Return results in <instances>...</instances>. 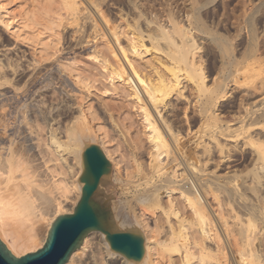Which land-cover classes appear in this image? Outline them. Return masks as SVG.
<instances>
[{
	"label": "bare ground",
	"instance_id": "bare-ground-1",
	"mask_svg": "<svg viewBox=\"0 0 264 264\" xmlns=\"http://www.w3.org/2000/svg\"><path fill=\"white\" fill-rule=\"evenodd\" d=\"M148 1L125 0V12L115 6V21H110L102 11V5L109 0H56L53 5L29 1L31 6L26 12L42 10L31 19L39 25L38 32L49 31L53 37L60 34L56 29L60 26L71 29L70 46L65 49H74L73 55L84 54L88 61L84 68L74 67V57L71 63L59 58L46 61L50 58L48 52L49 57L43 53L45 59L38 54V58L34 56L19 66L9 55L16 44L0 45V237L14 255H20L41 246L51 222L65 212L66 198L57 200L50 195L53 185L46 181L42 164L33 158L42 152L41 143L35 145L31 137L36 123L30 125L31 120L43 123L48 120L49 110L44 109L41 98L45 85L41 86L40 81L42 77L55 78L60 84L70 85L80 98L70 109L77 113L75 119L81 120V127L87 126L86 110L98 123L109 122L113 129L134 123V119L131 121L134 113L143 130V135L136 132L139 135L131 138L127 165L111 145V139H99L114 174L125 184L124 192L130 194L128 208L135 214L133 219L146 227L145 255L134 262L112 249H103L101 243L108 245L104 233L91 231L65 264H225L227 248L237 264H264V31L257 32L258 23L253 15L264 12V0H247L248 7L230 14L236 29L241 21L247 25L243 49L241 52L237 49L238 53H234L224 30V34L216 33L208 25L206 18L210 15L204 17L208 10L201 12L206 4L201 0H184L182 5L179 2L176 10L170 5L176 1L162 0L146 11ZM23 4L26 5L25 0H0L1 33L11 32L19 38L21 30L30 28L32 21L25 23L21 18L18 22L13 14ZM224 14L227 13L222 12L219 18L215 14L217 24L228 19L229 13L222 20ZM261 17L264 19V13ZM203 44L216 54L210 53L215 56H211L212 64L201 57L202 50L207 49H202ZM229 83L231 87L233 84L231 89ZM234 90L244 107L236 109L238 113L233 111L237 123L231 126L222 118L219 104ZM236 96L235 93L232 98ZM194 119L196 129H192ZM71 126L65 127L62 140L49 132V146L61 161L80 162L82 145ZM220 134L235 136L234 146L252 147L250 166L243 174L233 168L234 162L226 165L222 173H214L190 152L203 146L206 153L207 143L214 140L222 154L220 160L229 161L223 145H218ZM223 174L239 179L235 183L232 180V196L228 195L229 183L223 181ZM60 188L65 191V187ZM76 190L72 208L79 198L81 184ZM163 195L167 204L162 207ZM154 202L161 206L162 212L158 221L155 218L153 226H149L142 217L147 210L145 206ZM180 205L188 209L189 215L179 211ZM42 221H47L46 231L37 242L36 232ZM257 221L262 225L257 226Z\"/></svg>",
	"mask_w": 264,
	"mask_h": 264
},
{
	"label": "rangeland",
	"instance_id": "rangeland-1",
	"mask_svg": "<svg viewBox=\"0 0 264 264\" xmlns=\"http://www.w3.org/2000/svg\"><path fill=\"white\" fill-rule=\"evenodd\" d=\"M29 1L30 0H25L26 5L23 4L22 6L17 7L16 10H15L16 12H13V14L16 15L15 18L17 19V21L19 20L18 22L25 21V23H26V21H29V20L32 21L31 22L32 24L30 23V26H29L30 28L26 27V29H24L25 31L24 30L23 31L21 30L20 31L21 32L20 33L21 36L19 38H16L17 36H15V34H12L11 32L8 33V35H10V37H9L7 34L1 33V29H0V45L1 46H11L13 43L16 44L15 48L9 54L10 57H11V59H12V62L14 64H17V65L20 66V64H23L27 60L28 61L31 60L34 56H35L34 58H36L37 56H39L41 54L40 57L42 58L43 53H45L44 56H46V55L48 56V54L50 56V58H47L46 61H49V62H52L53 61L54 62L55 59H56L55 61H57L59 59H60L59 61H61V59H62V62L66 61V63H71L72 62L71 59H73V57H74V60L76 61V63L73 62L74 67H80V68H84L85 66L87 67V64H88L87 62L88 61H86V59H84V56H83L84 54L77 52V53H75L73 55V52H71V51H75L74 49H70V48L65 49V46L69 45L68 42L70 43V41H71L70 39H68L69 38V34L71 32V29H69V27L68 28H63V27L61 28V26H60L59 28H56V29H58V32L60 34H58L59 36L58 35H54L53 37H52V35L49 36V31H42V32L40 31V32H38V30H36V29H39L38 28L39 25L36 26L37 23L34 24V21L31 20V19H33V18L35 19L36 18L35 14L36 13L40 14L42 12V10H40L41 12H39L38 10H37V12H33V13L32 12H26V10H28V8L30 9V6H31V4H30L31 2H29ZM41 1L43 2L42 5L49 4V3H50V5H53V3L55 4V2H56V0H54V2L52 0H41ZM159 1L161 2L162 0H149L145 4V7L147 6L145 10L148 11L149 10V7H150V9H152V7L154 5H156ZM172 1H176L177 2V3H175V2L170 3V5L173 4V5H171L172 8L175 7L173 9L176 10V6L177 5L178 6L182 5L181 2H183L184 0H180V1L179 0H172ZM219 1H221V2H219ZM223 1L224 0H201L200 2H202L204 4L205 3L208 4V5L205 4L203 6V9L201 10V12L203 10H204L203 12H205V11L208 10V12L206 13L208 15L203 14V15H206V16H204L205 18L210 15L208 18H206V22L207 23L210 22L208 25H210V27H212L215 30L216 33L224 34V32H225V36L226 37L228 36L229 43L232 42L231 44L233 46L231 44L230 45L233 47L234 53H238V52H241L242 49H243L242 48V45H244V42L242 40L244 39V36H245L244 33H246L247 25L244 24L243 21H241V22H243V24H241V22H240V24L238 23L239 29H236L235 25L232 24V23H236V22H232L233 20H232L231 16H232V12L239 11L238 8H243V6L248 7L250 5V3H249V1L247 2V0H238V1H236V0H225V1H227L226 3L228 4L227 7H226V3L224 4ZM243 1H244V4H242ZM44 2H47V3H44ZM148 4L151 5V6H149ZM216 4H218V6ZM40 5L41 4H39L38 6H40ZM42 5L39 7V9L40 8L42 9ZM209 5L211 7L216 5L218 10L215 8L216 6L215 7H212V8H214V9H212ZM222 5L224 7V10H223ZM115 6H116V8L122 9L123 12L126 11L125 0H112V1L109 0L108 3H104L102 5V8H103L102 11L103 12H106L108 14V15L107 14L106 15H107V18L110 21L117 20L115 14H114V12L116 11ZM208 7H209L210 10L212 9V12H214L215 10H217L219 12L215 11L214 14H212V12L208 9ZM219 8H221V10ZM226 9H228L227 10L228 12H225ZM229 9L232 10V11L230 12ZM18 11H21V12H18ZM222 12L227 13V14L229 13L228 16H227V14H224L222 16V20H224L226 18V16H227L228 19H226V21L225 20L224 21H221L222 23L220 22V24H217L216 22H217L218 18L221 16V13ZM246 13L248 14L250 12H246ZM253 13H255L253 15L256 18V24L258 23V25H256L257 32L258 31L259 32H263L264 31V19L261 17V15L264 12H259V13L253 12ZM260 13H261V15H260ZM20 14H22V15L20 16ZM38 14H36V15L38 16ZM215 14H218V18H217V16ZM230 14H231V16H230ZM213 17H215L217 20H215V18H213ZM257 17H259L260 20ZM21 18H23V20H21ZM110 18H112L113 20H111ZM229 18H231V19L229 20ZM261 19H263V20H261ZM257 20L260 21V22H258ZM227 22H228V24H227ZM31 25H33V26H31ZM220 25H222L223 27H221ZM34 26L36 28H34ZM228 26H231V28L229 29ZM241 26H242V28H241ZM218 28H220V30ZM15 29L16 28H13L12 30H15ZM223 30H224V32H223ZM16 31H17V29H16ZM243 31H245V32H243ZM24 33H26V34H24ZM237 36H239V37H237ZM59 37H61V38H59ZM232 40H234V41H232ZM236 41L238 42V44H237ZM239 41H241V43ZM239 43H240L241 46L239 45ZM203 45L204 46H203L202 49H204V47H206L207 49L209 48V46H207L206 44H203ZM62 48H64L65 51H63ZM60 49L62 50L61 52H60ZM239 49H241V50H239ZM206 50L205 51L202 50L201 57H202V59L208 58V60H206V61H209L210 60L209 61V64H212V61L214 60L212 58L216 54H214L215 52H213V51L212 52H213L214 55L213 54L212 55L210 54V53H212L211 50H213L211 48H209V50H210L209 53H207L208 50L207 51ZM47 52H48V54H47ZM62 52H63V54H62ZM44 56H43V58L45 59L46 57H44ZM65 56L66 57L68 56V60H67V58ZM211 56H212V58H211ZM53 57H54V59H53ZM70 57H72V58H70ZM43 62H44V64L49 63V62H46L45 63V61H42V63ZM204 63H205V61H204ZM38 68L39 67L37 65L36 66V69L38 70ZM72 68H73V66L72 67L70 66V70ZM34 69H35V67L33 68V70ZM36 69H35V71H37ZM71 72H72V74L74 73L72 70H71ZM49 78H52V76H50ZM41 79L43 81H40V83H42V82L43 83L40 84V85L41 86L42 85H45L44 87H42V88H44V90L43 89L41 90V95H42L41 98L43 99V100L42 99L41 100H42L43 106H45L44 109L45 110H47V109L49 110V111L47 110L49 116H48V120L46 119V121H44V123H43V121L42 122L39 121V122H41V123H39L38 120L37 121L31 120V121H33L32 123H30L31 126H32L33 123H36V124H33V126H32L33 131H32L31 137L34 138V140L36 141V142L34 141L35 142V145H39L41 143V145H39L41 147H39V148L41 149V152H42L41 154H39V156L42 155V156H40L42 158H40L38 155H36L38 157L34 156L33 158L36 161V163L39 161L40 164H42V169L44 170V174H46L45 175L46 181L48 180V182L53 185L52 186L53 189L51 188L52 191H51L50 195H52L53 198L54 199H57V200L66 198L63 201V204H64V207H63L64 210L63 211H65V212H61L60 213V214H62V213L72 212V210H73L72 203L76 200L75 198L77 197V190L76 189H77V186L79 184V176H80V174L82 172V167H83L82 166V160L80 158V162L79 161L77 162L75 159H73V161H72V159L61 161V159H59V157L52 151L51 147L49 146L48 135L53 132V134H55L57 137H59L62 140L65 137V131H66V128L65 127L68 124L69 125H72V126H74L73 128L75 129V132H76L77 136L79 137L80 145H82V146H80V148H82L81 149V153H82V151L84 150V148L87 145L94 143V144L101 145L102 151H103V153L105 155V146H104V144L102 142H100L101 137H103L104 140L105 139H107V140L111 139V142L110 143H111V145L114 148H116V150H118L119 155L121 156V158H123L122 160H124L123 163H126L128 161H129L128 163H130L129 153H131L130 150L132 148V140L134 139V137H136V135L137 136L139 135L138 134L139 132H140L141 135H143V130H142V126H141L142 124H140L141 123L140 120L138 121V119H137L138 116L137 115L135 116L134 113H132L133 114V118H132V120L131 119L130 120L132 122L135 120V122L134 123H131L129 125L128 124H125L126 126L128 125L129 128L126 127V126H124V125H123L124 126V128H123V127H121L122 124H120V127L121 128L117 127L118 129L117 128L116 129H113L111 127V125L109 124V122L106 123V124L98 123V121H96V119H93L91 117V115L89 114V112H87L85 109H82V110L83 111L85 110L84 111V117L87 120L85 118H84V120L86 121L85 126L86 125L87 126L86 127H84V126L81 127V124H80L81 122H79L81 120L80 119L79 120L78 119H75V116L77 115V113L73 112L70 109V106L71 107L74 106L77 103V101L80 99V98L77 97V94L75 92L71 91V86L70 85H67V83L66 84H60V83H58L57 79H55V78L47 79V78H43L42 77ZM45 79L46 80H50V81H46ZM54 81H56V82H54ZM228 87L231 89L233 87V84H232V87H231V83H229V86ZM232 92L233 93L234 92L236 93L237 99H236V97H234L235 99L232 98V96H235V93L232 94L229 91L228 93H231L232 95L231 94H228V95L225 96V99H223L221 101L222 103L220 102V104H219L220 105L219 106V110L221 112V116L224 119L225 123L226 124L228 123L231 126H234L237 123L236 122L237 121V117H236L237 114L234 113V112H237L238 113V111H237V110H239L238 108H240L242 110V108L244 107V104H243L244 102L241 101L240 99H238L237 91L234 90ZM73 93H75V94H73ZM233 100H235V102L237 104H235V102ZM229 103H230V105H229ZM236 105H238V107ZM242 105H243V107H242ZM132 112H134V111H132ZM119 121L120 120H118V122ZM127 122H129V120ZM120 123H121V121H120ZM131 125H132V127L130 128ZM197 125H198L197 124V120L194 119L192 121V127H193L192 129H196V126ZM34 126H36V127H34ZM136 132H138V133H136ZM228 135H230V134H227V136ZM227 136L224 135V134H220V136L217 139V142L219 141V144L218 145H220V144L223 145V147H222V149L224 148L223 149V153L224 152L228 153L227 158L229 157V161L227 159H222L224 162L222 160H220L221 157H219V156H221L222 154L220 152V149H218V147L216 146V144H215L216 141H214V140H212V141L210 140V142L207 143V146L208 147H207L206 153H204L203 150H202V149H204L203 146L201 148L199 147V148L193 149L190 152L192 153L193 156H195L197 159H199L200 162L203 161V162H201V164L203 163L202 164L203 167H204V163H205V169L211 170L214 173H222V171H225L224 167H226V165L229 166V165L233 164V162H234L235 164H233V165H235V166H233V168H236V170L238 172H240V173L243 174L245 172V170H247L249 168L248 165L250 166V164L248 162L249 161L248 157H249V153L251 151L250 149H252V147L250 145H246V146H242V145L239 146V145H237V146H234L236 137L233 136V135H230L228 137ZM131 138H132V140H131ZM225 142H227V143H225ZM130 145H131V147H130ZM232 146H234V148H232ZM234 149H236V151ZM201 151H202L203 154L201 153ZM241 151H242V153H241ZM32 152H33V150H32ZM33 153L36 154L37 151L34 150ZM218 153H220V154H218ZM240 153H241V155H240ZM31 156H33V155H31ZM105 157L112 164L111 160L106 155H105ZM235 157H236L237 160L234 159ZM36 158H38V160ZM35 161H34V163H35ZM225 161H227V163ZM236 161H238V162L236 163ZM125 165H127V163ZM243 170H244V172H243ZM111 174L112 175L106 176L101 181L99 188L105 193V195L107 196V198L109 199V201L111 203V207H112V211H113V213H112V219H115V228L117 230L137 229V230H140L143 233V235L145 236V229H146V227H143L141 225H138L137 222L134 220L135 219V216H134L135 214H132V212L128 208V205H129V201L128 200L130 199V194L128 195V194H126L124 192V188H125L124 185L125 184H124V182L121 179H118V177L114 174V172L112 170V166H111ZM223 176L225 177L223 181L224 182L227 181L229 183V184H227V186H228L227 190L229 192L228 195L232 196V191L231 190H232L233 182L234 183L235 182H238L239 179H231L226 174H223ZM232 180H233V182H232ZM53 182H55L54 183L55 185L53 184ZM51 184H50V186H51ZM56 186L58 188H60V186L61 187L62 186L65 187V191L62 192L63 190L61 191V188L60 189H57ZM81 186H82V184H81ZM166 199H167V197L164 196V195L161 197L160 204H162V207H163V205H166L167 204L166 201H165ZM161 201H162V203H161ZM164 203H166V204H164ZM156 204L157 203L154 202V203H150L151 206L149 204H148L149 206L148 205L145 206V207H147L146 208L147 210L145 209L146 211H144V214H143V217L142 218L145 221H147V224L146 225H149V226L152 225L153 226V222H155V218H156V221H158L157 219L160 218L159 215H161L160 212H162L161 211L162 208H161L160 205H159V207H158V205L156 206ZM181 208H182L181 205H180V208L178 206L179 211L181 210L180 212H182V213L184 212L185 215H187L189 213V211H188L187 208H186L187 210L185 208H182V209H184V211ZM50 212H52V211H50ZM158 216H159V218H157ZM133 217H134V219H133ZM46 223H47V221H42L40 223V225H38L39 230L37 229V232H36V234H37L36 235L37 236L36 239L38 238L36 240L37 242L40 241L41 237L44 236L43 234H45L46 226H47ZM255 224H257V226H261L262 225V224H260L259 221L255 222ZM220 230H221V232L223 231L222 229H220ZM222 235H223V233H222ZM224 238H223V240H224L223 243L225 244V239ZM101 245L104 247V248L102 247L103 249H106L105 247H107L108 250H111L109 244L106 246L105 244L103 245L101 243ZM41 246H42V244H41ZM39 247H37V248H39ZM37 248H35V249H37ZM35 249L34 248L33 249L30 248L29 250H25L24 253L33 251ZM226 251L227 252H226V263L225 264H237L236 262H233V261H235V259H232L234 257H232L230 255V252H229V249L228 248H227ZM24 253H22V254H24ZM22 254H20V255H22ZM17 256H19V255H17ZM131 261H133V260H131ZM136 262H139V261H136Z\"/></svg>",
	"mask_w": 264,
	"mask_h": 264
},
{
	"label": "water",
	"instance_id": "water-1",
	"mask_svg": "<svg viewBox=\"0 0 264 264\" xmlns=\"http://www.w3.org/2000/svg\"><path fill=\"white\" fill-rule=\"evenodd\" d=\"M81 160L79 184L82 186L72 212L57 215L42 246L22 255H14L0 237V264H65L91 231L104 233L112 252L127 259L139 261L145 255V236L140 230L115 228L111 203L99 188L101 181L112 175L111 163L101 145H87L81 153Z\"/></svg>",
	"mask_w": 264,
	"mask_h": 264
}]
</instances>
